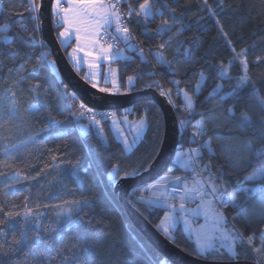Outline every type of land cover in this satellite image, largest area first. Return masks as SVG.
Segmentation results:
<instances>
[{
	"label": "snow or ice",
	"instance_id": "6c2138e0",
	"mask_svg": "<svg viewBox=\"0 0 264 264\" xmlns=\"http://www.w3.org/2000/svg\"><path fill=\"white\" fill-rule=\"evenodd\" d=\"M6 2L12 6L10 0H0V6ZM27 2L26 11L32 27L30 29L28 23H24L21 18L17 21L19 32L27 34L32 44L47 49L45 41L36 36L42 30L43 23L41 0ZM191 3L192 0H171V3L168 0H51L50 6L53 27L62 29L56 36L60 46L67 50L71 41H76V46L68 52V59L77 72L84 62L77 53L84 52L85 58L92 56L91 51H85L86 47L99 50V55L93 57V60L103 58L113 62L131 61L132 57L125 55L126 49L138 54L142 63L151 64L142 47L143 42H136V36L130 27L133 23L142 28L141 35L146 37L153 32L157 37L171 34L167 40L149 49L155 63L167 69V83L170 87H165L158 79H145L154 77L157 73L154 69L144 72L139 67L123 83L116 77L117 70L109 68L108 73L113 78L109 81L108 73L103 78L106 84L111 83V87H99L98 74L95 72L82 77L92 89L102 94L120 95L154 89L175 109L178 134L181 129L185 132L189 128L194 129L188 136L182 135V139L184 143L195 144L197 147L186 149L181 144L163 175L128 189V202L138 211L149 212V219L152 211H163V217H158L159 223L155 225L156 231L166 241L180 247V240L176 236L179 229L185 241L193 244L189 254L198 259L211 260L212 264H239L240 261L264 264V184L241 187L228 193L227 185L218 175L223 172V166H214L211 159L203 162L205 152L209 158L216 154L213 143L220 140V133L216 130L228 128L232 131L229 124L232 121L239 131L251 130L252 135L237 148H233L231 143L221 145L225 162L233 169L254 166V170L245 177L246 183L264 180V76L257 77L254 72L255 68L264 65V55H257L252 61L248 58L250 49L254 50L258 44L264 45V0H241L237 5L228 4L226 0H216L215 8L209 0H196L198 10L207 13L206 16L196 18L197 26L207 20H214L218 28L217 35L226 41L231 52L227 61L219 59L215 63L207 58V51L204 57L193 60V53L187 47L183 48L182 59L178 58L185 43L179 37L191 24L182 25L172 32L178 14L177 8L181 5L189 7ZM124 5L127 7H123ZM225 9L234 12L243 9L247 12L245 19L257 29L251 33L255 37L251 44L239 49L234 46L229 32L221 23L220 14ZM157 18L159 24L154 30L150 29L149 22ZM10 29L11 25L0 24V45L9 46L7 53L0 48V66L4 64L5 55L14 61L25 46L21 37L7 34ZM173 38H176L175 47L172 44ZM238 39H242V36ZM120 44L124 45V49L119 48ZM51 56V50L40 51L33 73L39 75V69L45 64L51 71H55L56 64L50 59ZM194 63L206 64L207 69L202 67L195 70L193 76L181 79L180 77L193 71L189 66ZM88 67L94 69L98 65L89 63ZM234 67L238 71L233 75L231 69ZM24 71L23 65L17 69L10 68L9 74L11 76L14 72L15 79L0 91V144L3 145L0 153L4 157L0 164L11 169L10 172L0 171V182L23 183L29 179L20 169L13 168L8 158L14 157L30 144L41 143L42 133L49 132L62 123L52 114L50 107L46 123L34 135L17 139L12 134L13 128L16 132L23 133L25 128L31 126L28 118L40 115V109L35 103L30 104L23 112L20 111V95L23 93L18 95L17 89L26 79ZM213 79L218 82L210 85L211 91L204 100L218 96L219 102L210 109L197 112L196 106L201 103L200 94ZM225 80L228 81L227 91L224 90V83L219 82ZM57 83L61 86L62 97L70 106L67 119L74 125L73 129L57 135L65 136L71 131H78L82 138H86L94 132L98 140L97 149L89 151L87 166H81L79 161L68 162L71 165L69 176L76 188L87 187L91 192L92 186L97 185L106 205L99 204L94 195L76 197L74 190H67V196L72 198L62 199L50 207L51 217L47 227L40 222L44 214L34 212L27 204L24 211L18 210L16 205L10 208L0 205V216L3 217L0 219V225H3L0 227V264H31L28 252H24L23 259L13 257L21 248L28 246L30 241L31 247L36 248L45 238L49 241L61 240L69 232H73L68 237L70 246L58 250L60 264H170L167 256L155 249L128 223L121 210L118 192L125 183L142 177L156 164L162 144L160 110L146 103L139 110L138 116L130 120L129 116L137 110L124 109L120 113L100 111L95 103L90 104L78 97L59 76ZM39 90L40 84L37 82L29 92L33 95L41 94ZM175 98H179L181 102L176 103ZM228 98H231L232 104L224 107L223 102ZM107 121L111 122L110 130L114 131L115 142L119 145L116 151L111 150L112 145L105 135L103 125ZM149 129L154 130L153 137L145 143ZM141 145H144L143 151H139ZM56 160L57 157L53 156V161ZM177 166L181 171L192 175H171ZM54 167L59 165L54 164ZM88 173H91V177L86 180ZM57 183L64 185L65 180L62 178ZM5 186L11 188L12 185L6 183ZM107 206L115 211L116 218L109 215ZM44 207L49 208V205ZM85 208L89 212H85ZM226 209L232 211L231 217ZM200 219L203 223L199 222ZM254 219L259 221L258 229L253 226ZM237 220L251 228V231L246 234L237 226ZM17 227L19 235L13 234L9 240L10 232L14 233ZM41 229L47 234L46 237L42 235ZM37 264H40L39 260Z\"/></svg>",
	"mask_w": 264,
	"mask_h": 264
},
{
	"label": "trees",
	"instance_id": "16d2710c",
	"mask_svg": "<svg viewBox=\"0 0 264 264\" xmlns=\"http://www.w3.org/2000/svg\"><path fill=\"white\" fill-rule=\"evenodd\" d=\"M171 3V0H168ZM241 2V0H226V3L237 5ZM12 6H9V3H5V5L0 6V24H9L11 25L10 31L7 33L11 36H19L25 41V46L23 51L17 55L13 59H9L7 55L3 57L4 64L0 66V91L6 85H10L12 80L15 79V73L10 76L9 69H17L21 65H23L25 71L24 75L26 79L20 83L19 88L17 89L18 95L22 92L23 95H20V111L23 112L24 109L28 108L30 104H37L40 109V115L29 117L28 119L31 121V126L25 128L23 133H18L13 128L11 129L12 134L19 138L26 139L28 135H34L35 131L39 128L43 127L47 121L48 110L51 107L52 114L56 116V118L62 121L61 125L53 127L49 130V132H45L41 134V143L30 144L26 148H22L20 152L16 153L14 157H9L8 162L12 164L13 168H18L22 172H24L29 179L25 180L23 183H15V182H0V205H6L7 207H11L12 205H16L18 210L24 211L25 205L27 204L32 208L34 212L43 213L44 215L41 217V224L47 227L49 223V219L51 217L50 207L59 203L62 199H71L72 197L67 196V190H74L76 197L80 196H91L94 195L97 202L102 205H106V201L104 200V196L101 193L99 187L97 185L92 186V191L90 192L87 187L76 188L75 182L72 181L69 176V172L71 171V165L68 163L69 161L75 163L79 161L81 166H87L89 161V151H95L98 147V140L96 134L93 132L88 137L82 138L78 131H71L70 134L65 136L57 135V133L66 132L69 129H73L74 125L72 121L68 120V116L70 113V106L65 102L64 98L61 95V86L57 83V76L60 77L57 70L51 71L49 67L45 64L39 69V75L33 73V66L36 64L37 55L40 51H45L47 49L40 48L39 45H34L29 40L27 34L19 32V25L17 21L23 18L24 23H28L29 28L31 29L32 24L29 23L30 16L26 11L28 8L27 0H10ZM209 3L213 5L215 8L216 0H209ZM135 6V5H134ZM259 7V5L257 4ZM177 17L176 23L173 27L172 32L174 33L176 29L180 28L182 25L191 24L190 28H187L183 35L179 37L180 40H184L185 43L182 45L181 53L178 54V58L182 59L183 57V48H189L193 53V60L200 59L204 57L206 51L208 53L207 58L212 60L215 63L219 59H227L231 56V52L226 44V41L219 37L218 28L215 24L214 20H207L205 22L200 23L198 26L195 23V20L200 15H207L206 12L201 13L198 10V5L196 0H192L191 6L184 7L183 5L177 8ZM255 15V13H253ZM247 12L243 9L239 11H232L231 9H225L224 13L220 14L221 23L224 24L225 30L229 32V38L233 40L234 46L237 49L244 47L246 44H251L255 37L251 36L253 31L257 29L254 27L253 23L246 20ZM159 18L155 21L149 22V28L154 30L156 25L159 24ZM132 31L136 36L137 42H143L142 47L144 52L151 57V64L142 63L140 57L134 52L126 50L132 57L131 61H123L116 60L112 61V64L117 68V78L121 83L126 80L128 75L133 74V70L139 67L144 72H147L151 69H154L157 73L154 77H145V79H158L165 87H170L167 83L169 79V73L166 68H161L159 65L155 63L153 60L149 49L154 48L159 43L163 42V40H167L171 34H165L163 37H157L154 35V32L149 36L141 35L142 28L137 27L134 23L131 25ZM59 28L54 27V32L57 36ZM38 39L41 38L40 32L36 33ZM242 39H238L241 37ZM216 37V39H213ZM173 47L176 45V38L172 40ZM72 46V44L67 46V50L63 49V52L67 56V51ZM121 47L124 48L123 44H120ZM0 48H3L5 53L9 51V46L0 45ZM169 58H171V52L168 53ZM257 55H264V45H259L249 52V60H255ZM51 58V57H50ZM68 58V57H67ZM69 60V59H68ZM72 65V63H70ZM73 66V65H72ZM193 71H189L186 76L180 77L181 79L186 80L188 77L193 76L195 70H199L200 68L207 69L206 64H192L189 66ZM251 67V65H250ZM84 67L80 68L78 74L81 76L83 73ZM238 71L237 68L231 69V73L234 75ZM257 77L264 76V65H260L258 68L254 69ZM32 73V74H30ZM61 78V77H60ZM40 84L39 92L41 94H31L29 89L37 84ZM216 80H210L203 92L200 94L201 103L197 104L196 110L197 112L205 111L206 109L212 108L216 103L219 102V97H213L207 101L204 100V97L207 96L208 92L211 91V86L214 85ZM224 83L225 91L228 90V81H219ZM65 83V82H64ZM194 83V81H193ZM139 87V84L137 85ZM123 91V89H122ZM176 103H180L181 100L179 98H175ZM151 104L158 108L154 103L150 101H142L138 102L128 108L130 110H137L130 115V118H136L139 114V110L146 104ZM224 107H228L232 104L231 98H228L223 102ZM59 106V110H57ZM159 109V108H158ZM118 112V110H116ZM162 116V114H161ZM238 116V113H237ZM199 119V116L195 117ZM86 124V123H85ZM232 127V131H229L228 128H221L216 131L220 133V140L214 141L213 147L215 149V155L212 157H208L207 152L204 153V159L209 160L214 166H223V172L219 173L220 180L227 185L226 191L230 193L233 189L241 188V187H257L260 184H264V180L260 181H252L245 182V177L249 175L253 170L254 166H245L238 169H233L229 167V165L225 162L224 155L221 153V145H228L231 143L233 148H237L240 144L252 135L251 130L247 132H241L236 128L234 122H229ZM105 135L108 137V142L112 145V151H116L119 148V145L116 144L114 136L112 135L108 121L104 123ZM192 129V128H189ZM188 129V131H189ZM152 129L147 131L145 137V143L151 141L153 137ZM187 131V135L190 133ZM161 137L163 134V120L160 128ZM187 146L188 144L183 142L182 134H179L177 149H179L180 145ZM3 145L0 144V148ZM144 145L140 146L139 151H143ZM139 151L137 154H139ZM53 156L57 157L56 161H53ZM4 159L2 153H0V161ZM63 161V163H61ZM54 164H58L59 167H54ZM0 171L10 172L11 169H7L0 164ZM181 170L177 166L176 170L173 173H179ZM91 173L86 174L85 179H90ZM65 180V184L61 185L57 183V181L61 179ZM2 181V178H0ZM6 183H10L12 186L8 188L5 186ZM28 198L26 201L25 198ZM131 204V203H130ZM44 205H49V208L44 207ZM132 205V204H131ZM133 206V205H132ZM251 203L249 207H251ZM108 207L109 215L113 218H116V213L110 206ZM121 210L124 212L123 207L121 206ZM85 212H89L88 208H85ZM98 211V209H97ZM226 213L229 217L232 216V211L226 209ZM144 215V217L155 226L159 222V218H162L163 211L157 209L150 213L151 219L148 218L149 212L147 211H139ZM127 217L126 213L124 212ZM3 217L0 216V219ZM128 223L138 232V230L131 224L128 219ZM238 227H241L245 233L251 231V228L245 227L239 220L236 221ZM253 226L257 229L259 228V221L254 219ZM3 227V225H0ZM34 227V225L32 226ZM121 233H123V228L120 229ZM42 235L46 237L47 234L43 233L41 229ZM139 233V232H138ZM19 235V228L17 227L14 233L10 232L9 240L11 235ZM140 234V233H139ZM73 235V232L66 233L65 236L61 240L52 239L49 241L47 238L41 241V243L36 247H31V241L29 245L20 249V251L16 252L14 259H23L24 252H28L29 259L31 264H37V260H39L40 264H60V257L58 256V250L70 246L68 237ZM141 235V234H140ZM142 236V235H141ZM177 239L180 240V248L190 252L193 247L192 243H188L185 241L183 234L178 229L176 231ZM187 243V247L185 244ZM43 253V256H41ZM4 259H7L5 257ZM172 264V263H170Z\"/></svg>",
	"mask_w": 264,
	"mask_h": 264
},
{
	"label": "water",
	"instance_id": "95a60500",
	"mask_svg": "<svg viewBox=\"0 0 264 264\" xmlns=\"http://www.w3.org/2000/svg\"><path fill=\"white\" fill-rule=\"evenodd\" d=\"M42 30L41 38L45 41L48 50L52 52V60L55 61L56 70L70 89L83 100L95 103L98 110H120L128 108L138 102L150 101L160 110L163 120V134L160 155L153 169L133 181L125 183L118 189L120 204L124 209L131 224L138 232L151 243L160 253L167 256L172 264H212L211 260L198 259L190 255L180 247L166 241L153 226L135 207L128 202V189L142 185L149 179L162 175L172 161L177 150L179 134L177 131L176 115L171 105L164 97H160L154 89L143 91H131L127 94L109 95L98 93L92 89L89 83L78 74L77 70L70 64L63 52L59 41L56 39L51 18V0H41ZM239 264H251V261H240Z\"/></svg>",
	"mask_w": 264,
	"mask_h": 264
},
{
	"label": "rangeland",
	"instance_id": "374dc122",
	"mask_svg": "<svg viewBox=\"0 0 264 264\" xmlns=\"http://www.w3.org/2000/svg\"><path fill=\"white\" fill-rule=\"evenodd\" d=\"M60 30H62V29H60L59 28V30H58V32L60 31ZM71 44H72V46L69 48V50L67 51V57H68V52H71L72 51V48L73 47H75L76 46V41H75V39H73L72 41H71ZM121 49H124L123 47H121ZM85 51H91L92 52V56H90V57H87V58H85V56H84V52H79V53H77V55L81 58V60L82 61H84L82 64H81V66H83L84 67V70H83V73L81 74V77H84V76H90L91 75V73L92 72H95V73H97L98 74V86L99 87H111V83H105V80H104V74L105 73H108V69L109 68H112V69H115V70H117V68H116V66L115 65H113L112 64V61H105V60H103V58H101V59H98V60H93V57H95V56H98L99 55V50L98 49H89V48H85ZM125 51V55L126 56H129L130 54L129 53H127L126 52V50H124ZM139 56V55H138ZM129 57H131V56H129ZM148 59V58H147ZM89 63H95V64H97L98 65V67L97 68H94V69H90L89 67H88V64ZM75 69V68H74ZM116 77H117V72H116ZM108 78H109V81L113 78V75L111 74V73H108ZM122 91V90H121ZM123 92V91H122ZM173 108V107H172ZM124 109H129L130 110V108H124ZM124 109H120V110H118V113H120V112H123V110ZM173 110H174V112H175V115L177 116V113H176V111H175V109L173 108ZM112 111H116V110H112ZM117 112V111H116ZM129 119L130 120H132V119H134V118H130L129 117ZM87 123V122H86ZM108 125H109V121H108ZM109 129H110V126H109ZM194 129H189V133H191V131H193ZM111 131V133H112V135H113V131L112 130H110ZM184 134H185V136H188L187 135V132H185L184 131ZM188 145H191V146H197V145H195V144H188ZM187 145V146H188ZM187 146H185L184 148H186V149H188L189 147H187ZM178 150V149H177ZM176 150V151H177ZM183 172V171H182ZM180 173V172H179ZM171 175H175V174H178V173H170ZM163 175V174H162ZM194 206V205H193ZM200 223H203V220L202 219H200V221H199Z\"/></svg>",
	"mask_w": 264,
	"mask_h": 264
},
{
	"label": "built area",
	"instance_id": "2783aa9c",
	"mask_svg": "<svg viewBox=\"0 0 264 264\" xmlns=\"http://www.w3.org/2000/svg\"><path fill=\"white\" fill-rule=\"evenodd\" d=\"M123 7H127V5H124ZM51 18H52V16H51ZM130 27H131V25H130ZM137 42V41H136ZM137 43H139V42H137ZM119 48H121V46L119 45ZM136 54V53H135ZM146 54V53H145ZM138 55V54H137ZM129 56H131V55H129ZM146 57L148 58V60L149 61H151V57H149L147 54H146ZM50 59H52V58H50ZM100 111H112V110H100ZM87 122V121H86ZM179 134H182L183 136H185V134H184V130L183 129H181L180 130V133ZM187 147H189V148H192V147H197V146H191V145H188ZM193 155H195V154H193ZM208 160H205L204 159V161L203 162H207ZM175 175H182V176H185V175H187V176H191L192 174L190 173V172H185V171H181L180 173H178V174H175Z\"/></svg>",
	"mask_w": 264,
	"mask_h": 264
},
{
	"label": "crops",
	"instance_id": "0c3cea01",
	"mask_svg": "<svg viewBox=\"0 0 264 264\" xmlns=\"http://www.w3.org/2000/svg\"><path fill=\"white\" fill-rule=\"evenodd\" d=\"M83 66H81V68H82ZM110 124H111V122L109 121V126H110ZM113 136L115 137V133H114V131H113ZM163 217V216H162ZM159 223V222H158Z\"/></svg>",
	"mask_w": 264,
	"mask_h": 264
},
{
	"label": "bare ground",
	"instance_id": "6f19581e",
	"mask_svg": "<svg viewBox=\"0 0 264 264\" xmlns=\"http://www.w3.org/2000/svg\"><path fill=\"white\" fill-rule=\"evenodd\" d=\"M83 123H86V121H83Z\"/></svg>",
	"mask_w": 264,
	"mask_h": 264
}]
</instances>
